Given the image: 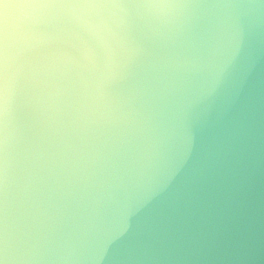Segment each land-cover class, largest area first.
<instances>
[{
	"label": "water",
	"instance_id": "water-1",
	"mask_svg": "<svg viewBox=\"0 0 264 264\" xmlns=\"http://www.w3.org/2000/svg\"><path fill=\"white\" fill-rule=\"evenodd\" d=\"M117 2L131 13L124 43L133 54L111 78L100 44L87 71L36 76L11 59L0 68V244L39 257L67 239L108 175L157 128L160 30L192 53L206 14L222 12L237 34L235 56L190 118L187 171L135 264H264V0ZM153 2L181 7L166 17L136 7ZM18 12L0 14V28L11 32ZM0 264H13L11 255L0 252Z\"/></svg>",
	"mask_w": 264,
	"mask_h": 264
},
{
	"label": "clouds",
	"instance_id": "clouds-1",
	"mask_svg": "<svg viewBox=\"0 0 264 264\" xmlns=\"http://www.w3.org/2000/svg\"><path fill=\"white\" fill-rule=\"evenodd\" d=\"M117 0H0V14L19 9L15 28H0V68L21 62L36 76L76 68L87 71L94 46L103 45L104 78H111L133 54L124 43L127 16ZM166 17L180 5H137ZM208 23L192 53L173 43L163 29L154 54L163 99L156 130L108 175L78 215L70 235L40 256L7 242L0 252L13 264H135L145 249L151 222L177 190L187 171L185 133L194 112L205 104L235 56L237 34L230 14L207 13ZM191 151V147L187 152Z\"/></svg>",
	"mask_w": 264,
	"mask_h": 264
}]
</instances>
